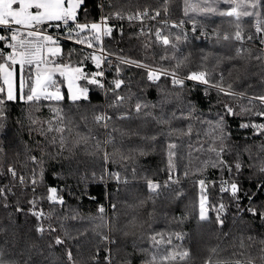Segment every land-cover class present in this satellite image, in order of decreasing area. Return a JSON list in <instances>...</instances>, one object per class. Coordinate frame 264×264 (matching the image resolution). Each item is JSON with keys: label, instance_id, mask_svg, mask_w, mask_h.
<instances>
[{"label": "trees", "instance_id": "obj_1", "mask_svg": "<svg viewBox=\"0 0 264 264\" xmlns=\"http://www.w3.org/2000/svg\"><path fill=\"white\" fill-rule=\"evenodd\" d=\"M197 2L189 0L190 4ZM224 7L220 5L221 9ZM143 12L168 13L170 19L194 24L214 36L219 33L222 37L225 32L231 36L235 31L230 17L191 9L186 15L184 0H85L80 18L81 22H96L102 16L112 19L116 13L125 16ZM261 12L264 19V8ZM243 27L246 34L252 31L250 18L245 19ZM159 28L169 36L171 45L158 42L155 32ZM61 46L65 54L72 51L71 58L63 62L75 65L87 55L68 41H62ZM238 47L245 50V58L230 60L229 57L236 56ZM248 48L252 49L253 56L260 54L256 51L258 47L249 41L241 45L231 39L198 40L178 27L162 23L150 25L141 35L138 25L129 24L106 38L105 49L111 55L181 76L206 70L216 79L223 73L225 86L231 84L233 91L243 95L229 97L215 90L205 95L203 86L194 87L193 83L185 82L181 89L172 86L169 77L152 84L147 80L146 70L122 64L124 84L117 91L131 99H125L119 107H113L115 94L109 90L110 83L116 79L112 73L103 89L80 81L89 90L88 98L75 103L68 97L66 84L61 86L65 97L61 101L6 102L4 115L0 117V188L4 189V195H0V252L8 264H69L65 249L72 251L75 264H109L106 257H110V264H144L148 255L143 250L154 252L159 258L165 247L189 252V257L178 264H226L248 258L253 264H264L260 259L264 245L259 243L264 240V172L260 171L264 166L261 147L264 134L240 126L264 123V118L247 114L226 117V131L230 135L222 158L229 164L241 165L239 171L233 167L231 173L211 168V162L217 157L208 149L219 148L220 142L209 135L211 125L202 123L215 122L216 114L223 111L222 103L237 113L242 108L255 112L261 107L259 100H252L250 104L249 98L264 95V64L247 58ZM84 67L86 72L96 71L91 60H84ZM137 102L147 103L149 107L137 113L134 108ZM191 107L195 109L194 118H180L187 116ZM100 114L113 117L107 129L94 120ZM121 115L128 118L118 119ZM158 119L170 123H158ZM50 123L53 129H65L63 147L61 134L48 130ZM189 126L191 134H184ZM109 134L112 143H105ZM81 137H87V141ZM170 143L177 144L174 161L179 183L162 186L160 194L154 196L147 189L145 178L162 185L167 181ZM103 151L116 155L105 162ZM121 155L132 158L121 160ZM32 157L42 163H33ZM206 163L209 166L205 169ZM9 167L26 180L33 171L39 174L42 167V182L33 191L31 183L22 185L18 178H13L7 171ZM199 169L205 170L201 174ZM184 171L189 172L188 177L183 175ZM114 172H119L127 183L110 178L109 173ZM221 177L239 185L238 198L219 192ZM201 178L215 185L210 184L208 188L209 219L203 221L199 219V189L194 183ZM50 187L58 189L64 205L41 199ZM34 199L38 201L36 208H42L51 219L38 221L32 215L30 201ZM141 200L145 201L142 205ZM220 203L225 205V210L218 213ZM100 207L105 210L103 214L99 212ZM248 208H255L257 215L249 213ZM41 223L46 229L51 224L57 231L41 235L36 231ZM157 233L171 236L172 244L153 248L150 237ZM177 233L182 239H176ZM101 234L107 235L109 241L102 242ZM56 236L64 244L53 245ZM249 237L254 240L250 241Z\"/></svg>", "mask_w": 264, "mask_h": 264}, {"label": "snow or ice", "instance_id": "obj_2", "mask_svg": "<svg viewBox=\"0 0 264 264\" xmlns=\"http://www.w3.org/2000/svg\"><path fill=\"white\" fill-rule=\"evenodd\" d=\"M223 4L225 7L220 8ZM85 0H0V117L4 115V106L8 101H14L18 97L26 102L39 101L41 99L45 100H56L61 101L65 97L61 92V86L66 83L68 94L73 101V103L88 98V88L82 87L80 81H85L87 84L95 85L98 88H105L104 76L105 72L103 70V64L106 57L103 55L105 49L103 48V37H108L112 35L113 28L109 25L108 21L110 17H102L99 21L91 22L85 20L81 22V13L84 10ZM264 8V0H198L196 4H190L189 0H184V12L187 15L189 10L192 12H199L202 14H213L221 17H230L234 22L235 31L229 35L225 32L221 37L217 33V39H223L224 41L234 40L239 44L243 45L245 41L253 42L256 41L259 45L264 46V19H262L261 9ZM147 12L139 13L135 16H129L128 19L131 20H141L143 21L144 16H147ZM160 13L156 12V16ZM116 18L123 19L120 13H116ZM155 19V17H151ZM246 18L251 19L252 31L245 33V28L243 27ZM175 26V25H174ZM49 27H54L61 30V34L66 33L64 39L69 41H74L78 45L86 46L89 49H93L97 45L99 48L97 51H93L84 56L83 60H80L77 64L63 62L65 59H70L72 56V51L65 54L62 46L60 35H53L48 32ZM195 31V28H193ZM155 37L160 42L161 45L168 46L172 44V41L167 35H163L161 31L155 32ZM179 39V37H177ZM244 51L240 47L236 50L235 57H229V59L241 58L244 59ZM260 54L252 55V49L248 48L247 58L255 59L261 61L264 64V47L256 49ZM97 52L101 54H97ZM84 60H91L95 65L96 71L86 72L84 67ZM125 64H135L137 67L144 68L147 71V80L153 84L157 83L161 75L171 78V85L174 87H179L183 89L185 87V81H192L194 87L203 86L204 94L207 95L211 90H215L219 95H225L229 97H235L238 95H243L236 93L232 90V85L224 84V74L221 73L218 78L212 79V74L206 70L192 71L187 76L181 78L176 72L168 71L167 69H155L149 67L147 64H142L137 61L122 60ZM18 66V67H17ZM180 64H177V68ZM231 70L229 75H231ZM62 77V80H58L57 77ZM124 81L122 79H115L109 85V90L115 94V103L113 107H119L125 99H131V96L125 97L121 96L117 90H119ZM25 88L27 92L25 93ZM252 100H259L260 108L253 112L251 108H242L240 113H237L233 107L229 106L227 103H222L223 111L216 114V120L213 121H202V123H207L211 125V132L209 135H214L215 139L220 142L219 148L213 146L208 149L210 152L216 153L217 159L212 161L210 166L213 169H219L221 171L232 172L234 167L237 171L240 170L241 165L239 162L234 165L229 164L228 161L224 160L223 154L226 151L225 141L230 135L226 131V117H231L235 115H253L257 117L264 118V95L258 97H250L249 103ZM191 103V102H189ZM156 105H151L155 107ZM147 103L137 102L134 106L135 111L140 113L142 109L148 108ZM59 113V109L56 110ZM194 107L189 109L187 116H181L182 119H192ZM173 118H175V113H172ZM112 116L106 114L96 115L94 120L97 124H100L103 128H108V121L112 120ZM128 117L126 115H121L118 119L124 120ZM199 119V117H195ZM158 123L169 124V120L158 119ZM243 128H253L259 134H264V123L249 124L244 123L240 125ZM2 127V125H0ZM49 131H56L61 134V147H63V133L65 129L63 127H58L53 129L51 123L49 126ZM115 130V129H114ZM175 131V130H174ZM184 134H191V127ZM170 135V134H169ZM156 137H152L155 139ZM85 142L87 137H81ZM55 142V138H53ZM105 143H112L111 135L109 134V139ZM99 148V142L97 143ZM264 150V145L261 146ZM177 144L170 143L167 145V169L169 171L168 179L162 185L160 182L153 181L151 179L145 178L146 187L150 193L154 196L160 194V189L163 187H168L170 184H178L179 178L174 179L176 173V163L174 158L177 153L175 149ZM143 155V151L140 152ZM116 155V153L109 154L107 151H103V156L105 162H107L111 156ZM131 155H121V160L131 159ZM33 163L40 164L41 161L37 160L36 157L31 158ZM209 165L205 164V169ZM205 169H199L198 171L202 174ZM8 173L11 174L13 178H18L20 184L31 183L33 186V191H35V186L38 182H42L43 179V168L39 174L33 171L32 176L25 179L24 176H18L16 170L12 167L7 169ZM135 171V170H133ZM261 172H264V166L260 168ZM195 174V173H194ZM183 175L185 177L189 176L188 171H184ZM110 178L116 180L120 183H127L126 179H122L119 172L109 173ZM198 185L199 195H198V206H199V219L208 220V210H209V197L208 188L214 185V182L206 181L201 178L194 181ZM219 192L227 193L234 199L238 198L240 193V187L237 183L232 182L230 179H224L221 177L219 181ZM0 195H4V189L0 188ZM41 199H46L51 204L54 205H64L65 200L63 196L59 194L56 187H50L47 190L46 197ZM152 199V196H149ZM145 201L141 200L140 204H144ZM38 201L32 200L30 204L32 205V215L41 219H51V215L44 212V210L37 209ZM115 207V205H113ZM215 207V206H213ZM218 213L225 210V205L220 203L216 209ZM104 208L100 207L99 212L104 213ZM247 211L252 215H257V210L255 208H248ZM264 215V214H262ZM103 219V217H101ZM217 220H219V215H217ZM222 224L223 221L219 220ZM107 227V225H104ZM36 231L43 235L46 231L51 234L57 231L55 227L49 224L46 229L41 223ZM159 237V239L157 238ZM176 239H182L180 234H175ZM152 241L153 248H158L161 245H171L172 237H165L162 233H157L150 237ZM250 241L254 240L253 237L248 238ZM101 241L108 242L109 237L107 235L101 234ZM259 243L264 245V240H260ZM53 245H62L64 240L59 236L54 237L52 241ZM52 245H50L51 247ZM147 253L148 258L144 261V264H178V262L185 261L189 257V252L187 250L178 251L175 247L169 249L164 248L163 252L159 255V258L154 252H149L147 249L143 250ZM261 253H264V247L260 249ZM65 253L69 264H75L73 261L72 251L70 249H65ZM235 255V254H234ZM243 256V253L240 254ZM95 259V257L93 258ZM109 260L110 257H106ZM261 261H264V255L260 257ZM0 264H8L4 259L3 252H0ZM226 264H253L252 259L248 258L246 260L236 259L235 261L226 262Z\"/></svg>", "mask_w": 264, "mask_h": 264}, {"label": "built area", "instance_id": "obj_3", "mask_svg": "<svg viewBox=\"0 0 264 264\" xmlns=\"http://www.w3.org/2000/svg\"><path fill=\"white\" fill-rule=\"evenodd\" d=\"M148 13V12H147ZM139 14V13H138ZM137 14H132V15H125V16H122L123 19H118L116 18V16L112 19H109L108 23L109 25L113 28V32H112V35L113 34H116V33H119L121 32V30L126 26V25H129V24H135V25H138V30H139V34L143 35L145 34L146 30L149 28L150 25L152 24H156L157 23H162V24H166V25H170L172 27H178L180 28L181 30H183V32L187 33L189 36H195L196 38H198V40H203V41H208V40H212V39H215L217 38V36H214L210 33H205L203 30H200L198 29L194 24H190V25H187L185 22H177L176 20L174 19H170L169 18V15L168 13H165V14H160L159 16H156V13H148L147 16H144L143 18V21L141 20H129L128 17L129 16H135ZM103 17V16H102ZM101 17V18H102ZM151 17H155V19H152ZM100 18V19H101ZM99 19V20H100ZM98 20V21H99ZM175 25V26H174ZM193 28H195V31H193ZM161 31L162 34L164 35V31L163 29L159 28L157 29V31ZM48 32L50 34H53V35H60V39H61V42L62 41H68L70 42L72 45H75L77 46L78 48H80L81 50L85 51L87 54L93 52V51H97V49L99 48V45H97L96 47H94L93 49H89L87 48L86 46H82V45H78L76 44L74 41H69V40H66L64 39V36L66 35V33L64 34H61V30L60 29H57V28H54V27H49L48 28ZM111 35V36H112ZM110 36L108 37H103V48H104V44H105V40L106 38H109ZM159 42V41H158ZM160 43V42H159ZM253 43L256 47L260 48V47H264V46H261L259 45L258 42L256 41H253L251 42ZM105 49V48H104ZM97 54H101L99 52H97ZM103 55L106 57L105 61H104V64H103V70L105 72V76L103 78L104 82L107 80L109 74L111 72H114L117 74V78L119 79L123 73L122 71L120 70L119 66H118V63L120 64H125V63H122V60L116 58V57H112V55H110L109 53H107V51L105 50ZM93 63V62H92ZM128 65H132V66H135L137 67L135 64H128ZM179 77L183 78L185 76H180L178 75ZM162 77H165L163 75H161V78ZM160 78V79H161ZM170 78V77H169ZM171 79V78H170ZM159 82V81H158ZM157 82V83H158ZM185 82H189V83H193L192 81H185ZM151 83V82H150ZM153 84V83H152ZM156 84V83H155ZM176 177L174 176V179Z\"/></svg>", "mask_w": 264, "mask_h": 264}, {"label": "rangeland", "instance_id": "obj_4", "mask_svg": "<svg viewBox=\"0 0 264 264\" xmlns=\"http://www.w3.org/2000/svg\"><path fill=\"white\" fill-rule=\"evenodd\" d=\"M168 37H169V36H168ZM169 39H170V38H169ZM104 48H105V44H104ZM105 50H106V49H105ZM107 53H108V52H107ZM109 54H110V53H109ZM110 55H111V54H110ZM112 57H116V58H118V59H120V60H130V59H127V58H124V57H120V56H115V55H112ZM130 61H131V60H130ZM93 65H94V64H93ZM121 65H122V64L118 63V66H119L120 70H121L122 73H123V70H122V68H121ZM126 65H128V64H126ZM131 66H132V65H131ZM94 67H95V65H94ZM149 67H151V68H155V69H160V68L152 67V66H149ZM138 68H141V67H138ZM95 69H96V68H95ZM141 69H144V68H141ZM144 70H145V69H144ZM111 73H112V74H116V73H114V72H111ZM111 73H110V74H111ZM177 75H178V74H177ZM122 76H123V75H122ZM122 76H121V77H122ZM180 76H181V75H180ZM121 77H120L119 79H121ZM116 79H118V78H117V74H116ZM107 80H108V78H107ZM107 80H106V81H107ZM106 81H105V82H106ZM105 82H104V83H105ZM65 84H66V83H65ZM66 87H67V85H66ZM68 97L70 98L69 94H68ZM70 99H71V98H70Z\"/></svg>", "mask_w": 264, "mask_h": 264}, {"label": "crops", "instance_id": "obj_5", "mask_svg": "<svg viewBox=\"0 0 264 264\" xmlns=\"http://www.w3.org/2000/svg\"><path fill=\"white\" fill-rule=\"evenodd\" d=\"M59 77V76H58ZM62 78V77H61ZM67 88V87H66ZM19 99V97L16 99V100H14V101H17ZM70 99V98H69ZM71 100V99H70ZM72 101V100H71Z\"/></svg>", "mask_w": 264, "mask_h": 264}]
</instances>
